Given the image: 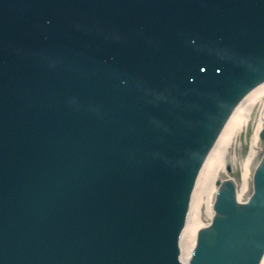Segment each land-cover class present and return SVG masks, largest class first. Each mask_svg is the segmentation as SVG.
Returning a JSON list of instances; mask_svg holds the SVG:
<instances>
[{"label":"water","instance_id":"95a60500","mask_svg":"<svg viewBox=\"0 0 264 264\" xmlns=\"http://www.w3.org/2000/svg\"><path fill=\"white\" fill-rule=\"evenodd\" d=\"M263 77L264 0H0V264H179ZM263 123L264 84L181 263ZM253 185L221 184L190 264L260 263L264 156Z\"/></svg>","mask_w":264,"mask_h":264},{"label":"bare ground","instance_id":"6f19581e","mask_svg":"<svg viewBox=\"0 0 264 264\" xmlns=\"http://www.w3.org/2000/svg\"><path fill=\"white\" fill-rule=\"evenodd\" d=\"M261 264H264V257H263V259H262V261H261Z\"/></svg>","mask_w":264,"mask_h":264}]
</instances>
